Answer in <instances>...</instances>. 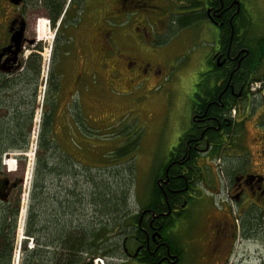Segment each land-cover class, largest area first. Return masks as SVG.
Here are the masks:
<instances>
[{
  "label": "flooded vegetation",
  "instance_id": "obj_1",
  "mask_svg": "<svg viewBox=\"0 0 264 264\" xmlns=\"http://www.w3.org/2000/svg\"><path fill=\"white\" fill-rule=\"evenodd\" d=\"M252 1L0 0V264H18L20 219L37 216L40 159L54 181L69 180L70 154L86 144L87 102L107 125L119 90L158 106L155 120L168 117L175 133L124 223L123 261L264 264V18ZM188 33L191 49L179 43ZM166 77L189 93L185 120L169 118L177 104L143 96ZM55 188L48 236L35 227L36 264L44 255L53 264L59 250L55 211L69 235V185L61 201ZM188 216L189 241L180 221Z\"/></svg>",
  "mask_w": 264,
  "mask_h": 264
},
{
  "label": "rangeland",
  "instance_id": "obj_2",
  "mask_svg": "<svg viewBox=\"0 0 264 264\" xmlns=\"http://www.w3.org/2000/svg\"><path fill=\"white\" fill-rule=\"evenodd\" d=\"M252 4L254 7H258L256 9L258 17L264 18V0H253ZM191 36L192 35L189 33L184 35L179 40L180 45L191 49ZM171 75V77L175 76L174 73H171ZM166 80L167 77L157 89L151 91L152 93L149 91L144 92L143 96H153L156 100L154 98H150V100H155L161 104L169 101L177 104V109L173 108V116H170L169 118L175 120L178 113V116L180 115L182 119L185 120L189 111V93L187 91L182 92L176 85L170 86L169 83H165ZM123 85L124 81H121L120 86ZM113 94H115L116 97V101L114 102V104H116V109L114 108L112 112V114L114 113L112 116L114 120L107 125L104 123H95L96 116L98 118L101 107L96 102H87L86 125L93 131H85L87 133L85 134L86 149L85 151L83 150L84 152L76 151V159L80 158V161L86 163L88 167L91 168V174L95 175L97 180L108 181L107 179H109V182H112L113 186L119 189V192H121V190H126L127 199L122 216H126L124 223L130 224L133 221V212L138 209L140 203H144L146 194L152 186L153 181L151 178L153 172L158 168L159 164L165 159L166 155H168L171 150L170 141L172 139L175 140V133L174 130H171L169 127L168 117H166V120H163L161 124L155 120L156 118H162L158 115L160 112L158 106L152 105L149 101L140 102L138 104L137 100H134L135 96H140L137 93L134 94L135 96L128 97L119 90L113 91ZM148 112H153L155 115L153 119L147 117ZM109 125L113 126L107 128ZM121 147H124L125 149L121 151L119 149ZM26 152L30 153V157H32L33 153L35 158L36 155H38V150H35L34 147L26 150ZM121 154H123L122 157L120 156ZM49 156L54 158V161L56 162L55 157H60L59 151H50ZM130 158H132V160ZM75 166L70 165V169L76 172V179H73L71 175L68 180V177L63 175L59 179V183H57V181H54L55 175L53 173L42 175V181L44 183L42 185L44 186V189H42L38 195L42 203L35 207L38 232L42 230V227L46 228L45 223L48 218H50V211L52 209L51 203H53L52 200L50 202L48 199H55L53 194L56 192L55 187L57 185H59L58 198L60 197L61 201L64 199V189H67L69 185L70 191L73 182L77 183L74 191L80 196L78 198H81L82 200L79 202L80 206L78 205L79 211L76 210L74 224L78 225L84 218L86 222L92 221L93 223L95 220H101L99 214H96L93 204L88 203L87 199L84 197L88 195L89 192H92L94 188H92L91 184L85 182L84 177L80 173L81 166L79 167L80 169ZM65 170H68V166H65ZM52 181H54L53 185L51 184ZM46 200H48V202ZM72 200L74 201V198L70 197V205L73 209L74 206L71 204L73 202ZM116 216L117 215H114L112 218L110 216H103V218H110L111 222H113L116 221ZM180 221L182 223V240L189 241L191 237L189 227L190 217L188 216L185 220L180 219ZM23 225L24 223L21 217L17 239L19 255L18 264H21L22 262L24 246L28 249V242L26 240V242L24 241L26 235L24 233L25 226ZM124 229H127V226H125ZM119 232L120 228H118V226H115L111 231L110 237L115 239L113 242L116 243V245L114 244V246L111 247L114 253L112 254L113 256H106V259H103L105 264H129V262L123 261L118 249L121 246V238L123 236V233ZM119 235H121L120 238ZM33 244L35 246L34 240Z\"/></svg>",
  "mask_w": 264,
  "mask_h": 264
},
{
  "label": "trees",
  "instance_id": "obj_3",
  "mask_svg": "<svg viewBox=\"0 0 264 264\" xmlns=\"http://www.w3.org/2000/svg\"><path fill=\"white\" fill-rule=\"evenodd\" d=\"M93 131L86 125V132ZM87 134V133H86ZM86 146V144H85ZM86 147H84L85 151ZM121 151L125 149L124 147L119 148ZM81 150V151H83ZM118 150V149H117ZM78 151V152H81ZM83 151V152H84ZM124 154V152H123ZM123 154L120 156L122 157ZM132 160V158H130ZM45 159H40L39 164V173H40V182L41 185L44 184L42 181V175L45 174H51L54 173L49 167H47ZM80 158L76 159V153L71 152L70 154V165L77 167L81 166V175L84 177L85 182L92 185V188L94 190L92 192H89L88 195L84 196L85 199H87L88 203H92L93 207L95 209L96 214H99L101 220H95L93 223L92 221L86 222L85 218L78 224H74L75 222V214L76 210L79 211V202L82 200L78 194L75 193L74 189L76 188V182H73V185L70 189V197L74 198V201L71 203L74 207L72 209V206L70 205V231L68 236H64L62 232V227H59V220L62 222L63 216L62 213L57 214V211H55L57 216L54 222L57 226L55 227L57 231L56 234H54V237H56L57 241H60V245L55 243V248L59 249L54 252L53 255V264H93V259L97 257H102L106 259V256L113 253L111 247L116 245L113 241L115 239H112L110 237L111 231L114 229L115 226H118L120 228V232L125 231L124 230V221L126 216L122 213L124 212V206L127 199L126 190H121L119 192L118 188L113 186L112 182H109V179L106 180H97L95 178V175L91 174V168L88 167L86 163L83 161H80ZM62 161V160H60ZM62 164V163H61ZM71 168V167H70ZM53 169V167H52ZM56 172L57 170L61 171L63 170V166H61L59 169L55 168ZM70 177L72 175L73 179H76V172L74 170H69ZM55 175V173H54ZM44 186H41V189ZM39 190L38 194L42 191ZM83 197V198H84ZM76 199V201H75ZM48 200L53 201L52 198H49ZM48 200H46L48 202ZM41 202V201H40ZM46 202V203H47ZM42 203V202H41ZM80 206V205H79ZM61 212V211H60ZM117 215L115 217L116 221L111 222V219H105L103 216H110L111 218ZM59 219V220H58ZM114 219V218H113ZM112 219V220H113ZM51 220L46 221V228L43 229L41 232L44 234H47L46 230L48 229L49 222ZM37 219L36 214H31L29 217V221L25 225V235L27 238L33 239L35 235V227H37ZM117 224V225H116ZM58 237V238H57ZM67 237V238H64ZM56 241V242H57ZM118 244V242H117ZM45 254V251H43ZM46 255H44V258L39 261V264H46L45 260ZM36 259V251L34 250V247L32 249H27L26 246H24V256L22 257L21 264H36L34 261Z\"/></svg>",
  "mask_w": 264,
  "mask_h": 264
},
{
  "label": "built area",
  "instance_id": "obj_4",
  "mask_svg": "<svg viewBox=\"0 0 264 264\" xmlns=\"http://www.w3.org/2000/svg\"><path fill=\"white\" fill-rule=\"evenodd\" d=\"M8 163H9V161L6 162V164H8ZM27 242H28L27 243L28 249H32L34 247L33 240L31 238H28ZM93 264H105V263H104L103 258L97 257V258L93 259Z\"/></svg>",
  "mask_w": 264,
  "mask_h": 264
},
{
  "label": "bare ground",
  "instance_id": "obj_5",
  "mask_svg": "<svg viewBox=\"0 0 264 264\" xmlns=\"http://www.w3.org/2000/svg\"><path fill=\"white\" fill-rule=\"evenodd\" d=\"M10 164H11V167L15 166V162L14 161H11Z\"/></svg>",
  "mask_w": 264,
  "mask_h": 264
}]
</instances>
